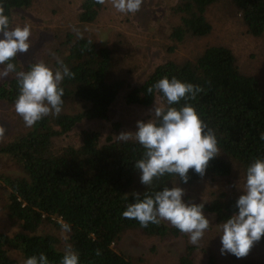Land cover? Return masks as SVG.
Returning a JSON list of instances; mask_svg holds the SVG:
<instances>
[{
    "label": "trees",
    "instance_id": "trees-1",
    "mask_svg": "<svg viewBox=\"0 0 264 264\" xmlns=\"http://www.w3.org/2000/svg\"><path fill=\"white\" fill-rule=\"evenodd\" d=\"M218 1L178 0L170 8L174 22L167 37L181 45L207 38L214 28L209 9ZM230 2L240 12L247 32L254 38L262 37L264 0ZM81 3L78 21H96L103 5L94 0H82ZM0 7L9 16L12 26L13 12L33 7V0H0ZM62 45L64 55L58 57L74 75L62 81L61 113L44 117L20 135L0 144V188L7 196L2 198L0 191V214L3 215L0 264H19L15 252L24 260L43 252L50 264H59L66 244H71L79 253V264H135L130 256L115 248L127 231L140 230L160 239L183 237L186 233L164 220L141 227L138 221L124 218L122 212L128 203L134 202L131 193L151 194L176 182L186 192V187L204 179L235 175L234 166H237L236 173L244 175L248 164L264 154V140L260 138L264 133V91L259 80L241 71L234 51L209 42L193 59L157 65L142 84L129 91L126 89V105L151 107L159 101L167 107L158 91H147L157 80L167 75L199 85L202 92L188 103L214 131L219 148L218 155L209 161L204 176L190 169L186 184L178 177L166 174L147 187L140 183L139 173L133 168L143 153V148L134 139L121 142L111 135L102 138L91 129L74 133L83 122L110 120L111 108L125 87L121 79L112 75L116 62L113 51L92 39L72 34H65ZM12 62L19 71L27 70L30 63L37 61L22 64L17 54ZM57 66L54 60L52 68ZM17 94L13 73L0 83V105L14 104ZM16 168L19 176H16ZM238 196L239 193L211 194L206 201L194 202L204 204V214L210 221L207 235L212 232V225H219L236 211ZM184 198L187 200L186 195ZM61 222L71 227L63 238L40 232L48 224L62 226ZM2 224L15 229L3 232ZM262 244L264 237L250 252ZM193 249L190 246L178 264H193ZM245 258H239V263L264 264ZM207 264H217L216 258L209 256Z\"/></svg>",
    "mask_w": 264,
    "mask_h": 264
},
{
    "label": "rangeland",
    "instance_id": "rangeland-1",
    "mask_svg": "<svg viewBox=\"0 0 264 264\" xmlns=\"http://www.w3.org/2000/svg\"><path fill=\"white\" fill-rule=\"evenodd\" d=\"M81 1L33 0V7L13 12L12 22V27L28 24L31 28L32 47L27 53H18L22 64L43 60L52 67L58 55L60 57L64 55L62 49L65 47L62 42L65 40V34L92 39L99 46L109 47L113 51L112 56L116 62L112 75L121 79L125 87L111 108L110 120L83 122L77 126L74 133L91 129L98 132L102 138L111 135L117 139L116 135L122 131L134 132L137 120L150 118L149 109L152 106L126 105L125 92L142 84L157 65L166 61L182 62L184 59H193L201 53L202 47L208 42L226 46L234 51L241 71L259 80L264 91V35L254 38L247 32L240 12L230 0H219L216 6L209 9L214 28L207 38L187 41L184 45L167 37V32L174 22L170 8L178 0H144L141 9L130 15L117 12L110 0H106L97 20L92 23L78 21ZM9 78L10 75L0 80V83ZM155 104L162 106L159 101ZM0 127L5 130L0 136V144L27 129L22 118L16 114L14 104L8 103L0 105ZM236 168L237 166H234L233 176L215 180L204 179L191 187H186L187 200L206 201L211 194L219 193L240 195L239 187L243 185L244 175L241 172L236 173ZM19 175L16 168V176ZM0 191L3 194L2 198L5 199L6 192L1 188ZM2 216L0 214V221ZM212 226V232L207 235L208 232L205 231L198 245L189 242L188 234L174 239H160L140 230H129L115 244V248L130 256L135 264H178L180 259L186 256L190 246L194 248L191 256L193 264H207L209 256L215 257L217 264H240L239 259L233 255L220 254L219 227ZM4 227L3 232L15 229ZM40 232L59 238H63L65 233L61 226L54 224L42 227ZM14 257L19 264H24V259L19 253L15 252ZM245 259L256 263L264 262V244L252 249Z\"/></svg>",
    "mask_w": 264,
    "mask_h": 264
},
{
    "label": "clouds",
    "instance_id": "clouds-1",
    "mask_svg": "<svg viewBox=\"0 0 264 264\" xmlns=\"http://www.w3.org/2000/svg\"><path fill=\"white\" fill-rule=\"evenodd\" d=\"M94 2L104 5L106 0ZM110 2L117 12L130 15L141 9L144 0ZM30 37V26L12 27L9 16L0 7V80L15 74L18 94L14 100V110L28 128L50 114L58 116L61 113L64 96L62 81L74 75L58 57L55 69L40 60L30 63L27 70L18 71L13 58L18 53L29 51L32 47ZM154 90L161 94L167 107L154 104L149 109L150 118L137 120L134 132L122 131L116 135L121 142L134 139L143 148L141 158L133 164L139 173L140 183L148 187L153 185L154 180L168 174L186 184L190 169L204 176L209 161L218 155L219 148L214 131L201 119L195 107L188 103L196 99L202 88L166 75L147 89L149 93ZM181 101L184 103L181 104ZM4 131L0 127V136ZM260 138L264 140V133ZM239 190L241 194L235 201L236 211L218 225L220 254H231L237 259L247 256L253 245L264 237V154L248 164ZM131 195L134 202L128 203L122 216L138 221L141 227L167 221L180 232L188 234L192 245H198L209 228L210 221L204 214V204L185 200V189L177 182L151 194L133 191ZM61 228L63 232L71 230L67 223ZM24 264H50V261L41 252L38 256L27 257ZM59 264H79V253L71 244L65 245Z\"/></svg>",
    "mask_w": 264,
    "mask_h": 264
}]
</instances>
